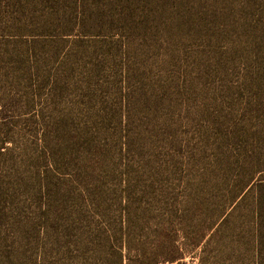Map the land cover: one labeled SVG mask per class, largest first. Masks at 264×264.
<instances>
[{
    "label": "rangeland",
    "instance_id": "rangeland-1",
    "mask_svg": "<svg viewBox=\"0 0 264 264\" xmlns=\"http://www.w3.org/2000/svg\"><path fill=\"white\" fill-rule=\"evenodd\" d=\"M0 264H264V0H0Z\"/></svg>",
    "mask_w": 264,
    "mask_h": 264
}]
</instances>
